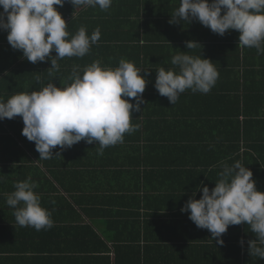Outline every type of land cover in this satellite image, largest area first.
Masks as SVG:
<instances>
[{
    "label": "crops",
    "instance_id": "crops-1",
    "mask_svg": "<svg viewBox=\"0 0 264 264\" xmlns=\"http://www.w3.org/2000/svg\"><path fill=\"white\" fill-rule=\"evenodd\" d=\"M179 3L180 0H113L106 11L98 7L92 10L94 15L88 20L93 25L85 28L88 35L99 28L101 35L84 57L59 60V71L48 70L51 65L47 58L43 63L27 62L30 69L25 78L29 79L30 88H14L11 93L38 91L48 82L62 88L71 83L67 77L74 66L82 70L96 60L101 67L114 69L123 58L142 69L141 76L144 70L150 74L144 76L148 83L142 94V111L131 113L135 119L131 123L139 128L125 133L124 142L115 145L119 147L109 146L103 155H98L95 143L82 142L83 146L92 147L80 154L78 142L62 151L60 157H55L60 151L57 146L53 158L47 160L25 150L29 160L24 165L15 158L17 155L11 154L18 161L8 165L6 179L0 180V184L12 181L10 188L0 190V264H62V257L84 256L62 251L66 234L83 225L91 226L101 240H107L102 233L126 240L130 250L134 247L136 264H264V260L248 254L247 241L255 239V234L247 224L229 226L220 246L208 230L197 228L188 213L180 211L198 185L214 188L225 163L231 166L240 161L253 173L256 189L264 193V140L259 142L249 135L244 138L245 134L236 137L237 125L232 122L234 114L242 126L246 116L255 111L264 114V54L254 55L239 46L236 30L219 36L195 20L170 24ZM79 28L67 30L69 38ZM0 34L4 50L12 54L7 55L10 59L20 51L8 44L6 31L0 30ZM187 41L200 47L188 50ZM178 52L200 54L214 63L219 72L208 92L212 94L215 112H222L210 118L223 137L217 151L216 139L210 137L206 124L197 129L198 113L189 118L182 115L188 110L198 112L192 104L206 94L186 90L171 105L153 87L155 71L160 67L173 68L171 58ZM50 55L54 58L56 54ZM3 61L0 59V66ZM242 97L249 102L245 104ZM18 147L23 148L20 142ZM29 176L38 184L34 192L54 222L50 229L40 230L41 234L29 230L36 231L34 228L20 227L15 222L14 209L6 204L7 194L15 190L13 185ZM200 196L197 191L195 199ZM240 240L245 242L243 248ZM77 247L78 242L73 248Z\"/></svg>",
    "mask_w": 264,
    "mask_h": 264
},
{
    "label": "clouds",
    "instance_id": "clouds-1",
    "mask_svg": "<svg viewBox=\"0 0 264 264\" xmlns=\"http://www.w3.org/2000/svg\"><path fill=\"white\" fill-rule=\"evenodd\" d=\"M67 2L77 7H98L108 10L113 0H0V30L7 32V42L13 50L22 52L28 62L50 61L48 70L59 71L58 61L65 57L82 58L100 39V29L91 35L81 26L69 39L67 24L54 5ZM223 12V14H222ZM197 21L213 33L223 36L227 31L239 33L238 45L255 48L264 54V0H180L170 24ZM199 46L187 41L190 50ZM200 47V46H199ZM55 52L53 58L50 53ZM171 69L160 67L155 71L153 87L174 105L186 90L207 94L215 85L219 72L209 59L178 52L172 56ZM121 58L116 68L101 67L99 60L82 70L74 66L64 87L48 82L38 91L20 92L6 101L0 97V121L22 118L21 134L34 142L39 159L53 158V149L61 152L84 141L96 144L97 154L124 142V134L135 132L139 125L131 123V113L141 112L145 104L142 94L150 74ZM123 97V98H122ZM134 101V102H132ZM214 188L198 185L181 213L199 229H206L212 239L223 246L222 235L231 225L247 224L255 239L248 240V254L264 260V193L256 189L253 173L236 161L222 164V171ZM7 194L6 204L14 209L15 222L20 227L36 231L53 226L51 212L41 206V197L34 192L38 187L31 176L14 185ZM201 196L195 199L196 192ZM244 241L239 244L243 248Z\"/></svg>",
    "mask_w": 264,
    "mask_h": 264
},
{
    "label": "trees",
    "instance_id": "trees-1",
    "mask_svg": "<svg viewBox=\"0 0 264 264\" xmlns=\"http://www.w3.org/2000/svg\"><path fill=\"white\" fill-rule=\"evenodd\" d=\"M56 10L61 14L62 18L65 20L67 26L66 30H70L72 27H86L87 25H93L88 19L92 18L94 8L91 7H77L74 10V6L70 3L65 2L63 6H56L54 5ZM0 11H3L2 8ZM70 39V38H69ZM5 46L2 43V35L0 34V59H3V64L0 66V74L1 76L0 87L3 89V93H0V97H3L5 101L14 93L10 91L12 89H17L16 91H23L24 89L30 88L29 79L25 78L27 71L30 69L28 65V61L26 59H21L18 62V59L22 58V52H18V54L11 56V58H7V55H12L10 52L4 50ZM247 50L252 52L254 55H257V51L255 48H247ZM9 53V54H8ZM246 53V50H245ZM19 63V64H18ZM13 65H17V67H13ZM264 68V66H263ZM23 73V74H22ZM262 83V82H261ZM258 87L256 86V89ZM264 89V86L263 88ZM212 94L208 93L206 95H202L194 101L192 104L193 110L198 112H190L189 110L183 112L182 115L186 118L193 117L195 114L196 120V127L199 130L200 126L206 124V128L209 132V135L212 139H216V148L214 150H218L221 148L223 143V137L221 132H218L216 126L210 123L212 118H216L222 114L220 110L215 112V108L211 102ZM240 99L245 100V104L249 102L247 97H242ZM208 100V107L206 106V102ZM256 107V106H255ZM241 108V107H240ZM140 114H138L139 116ZM137 116V115H136ZM204 118L207 119L205 122ZM211 118V119H210ZM231 117H229V122ZM134 122V118L131 117ZM224 119V118H223ZM227 120L224 119V122ZM236 122L237 125V132H235V136L241 137L245 134L251 137L253 140L256 141H263L264 140V114H261L257 111L254 114L246 116L245 119V126H242L241 123L237 119V115H232V122ZM22 118L19 116L14 117L13 119H4L0 121V180L3 181L6 179V175L8 173V165L15 164L16 161L12 158V155H17L15 158H18L21 161V165H24L28 162L29 158L26 155L25 150H27L30 154L32 153L36 158L38 152L35 150V144L27 143V138L24 137L21 132L23 123ZM18 142H20L23 148L18 147ZM82 142L80 141L79 149L80 154L86 153L92 146H83ZM252 145V143H251ZM250 145V147H252ZM119 146H114L117 148ZM12 179V178H11ZM18 180H22L19 177ZM12 182V181H11ZM10 183H2L0 184L2 188L0 190H6L9 187ZM10 188V187H9ZM8 188V191L10 189ZM7 191V192H8ZM73 201L76 200L72 198ZM65 200V199H64ZM68 206H70L68 204ZM70 229V227L65 226L64 229ZM75 230L72 233L66 234L65 241L63 242V253L66 251H73L78 254H83L84 256L80 257H62L60 261L62 264H136L135 256H133L132 252L134 247L129 248L128 243L126 240H116L112 239L110 234L102 233V235L107 238V240H101L99 235L95 233L91 226L83 225L77 226L76 228H72ZM30 231L34 232L33 234H41L40 231H34L29 229ZM48 232V230H47ZM67 237V238H66ZM78 240V241H77ZM78 242V247L73 248L74 244ZM112 247V250L110 247ZM113 251V252H112ZM113 253V257L111 258L110 254Z\"/></svg>",
    "mask_w": 264,
    "mask_h": 264
}]
</instances>
